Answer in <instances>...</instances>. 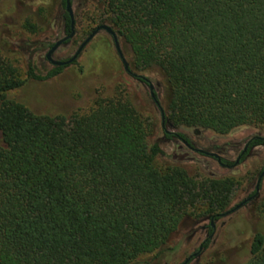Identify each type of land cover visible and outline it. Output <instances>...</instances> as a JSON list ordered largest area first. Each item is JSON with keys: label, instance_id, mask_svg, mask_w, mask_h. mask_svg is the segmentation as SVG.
Masks as SVG:
<instances>
[{"label": "trees", "instance_id": "16d2710c", "mask_svg": "<svg viewBox=\"0 0 264 264\" xmlns=\"http://www.w3.org/2000/svg\"><path fill=\"white\" fill-rule=\"evenodd\" d=\"M91 4L93 31L110 27L130 49L134 72L164 80L163 103L155 92L149 98L165 141L193 147L166 127L223 136L264 125V0ZM20 50L25 78L0 56V264H135L170 250L182 220L201 204L212 219L225 212L231 180L197 181L180 168L155 167L164 156L156 122L141 116L126 89L69 116L35 114L8 99L28 81H48L66 68L38 69L33 58L45 49L37 42ZM258 145L263 138L250 140L242 158ZM243 264H264L263 234L252 237Z\"/></svg>", "mask_w": 264, "mask_h": 264}, {"label": "rangeland", "instance_id": "374dc122", "mask_svg": "<svg viewBox=\"0 0 264 264\" xmlns=\"http://www.w3.org/2000/svg\"><path fill=\"white\" fill-rule=\"evenodd\" d=\"M71 7L75 35L54 53L55 61L72 57L98 24L91 0H71ZM64 13L62 0L0 1V56L12 63L22 78H25L26 55L20 46L26 42L44 45L45 50L34 56V64L44 73L52 68L45 60V54L49 45L66 36ZM119 46L131 74L149 81L157 99L163 103L164 80L155 72H134L130 49L121 43ZM131 74L124 71L112 38L100 31L75 63L60 75L45 82L28 81L22 88L8 93L7 98L21 103L35 114L69 116L78 111L88 113L96 98L111 97L116 89L124 88L141 116L156 122L154 138L160 140L164 151V156L155 162L157 169L180 168L197 181L231 180L233 190L225 212L249 198L255 192L264 167V145L253 147L237 166L229 168L196 150L215 153L221 161L232 165L250 139L264 138V125L240 127L223 136L205 130L195 133L191 129L166 127L167 131L183 133L193 150L177 140L165 141L159 127L160 116L149 98V87ZM206 210L207 205L201 204L193 215L182 220L170 250L157 258L140 257L135 264H183L187 259V264H243L248 261L252 237L257 233L264 235V176L257 196L239 210L214 219L206 214ZM206 240L209 242L203 247ZM195 253L198 254L194 257Z\"/></svg>", "mask_w": 264, "mask_h": 264}, {"label": "water", "instance_id": "95a60500", "mask_svg": "<svg viewBox=\"0 0 264 264\" xmlns=\"http://www.w3.org/2000/svg\"><path fill=\"white\" fill-rule=\"evenodd\" d=\"M65 13L68 15L69 17V20H70V34L57 41L50 49L49 51L46 53V60L50 62V64L54 67H65V66H69L71 65L74 61L77 60V58L79 57V55L81 54V52L84 50V48L90 43V41L100 32V31H104L106 32L111 38H112V41H113V45H114V48H115V51L119 57V59L121 60V63L123 65V68H124V71L127 72L128 74H131L129 68H128V64L127 62L125 61L122 53H121V50H120V46H119V43H118V39L116 37V35L113 33V31L111 30L110 27L108 26H105V25H102L100 27H98L96 30H94L81 44L80 46L78 47V49L76 50V52L73 54V56L66 60V61H55L53 60L52 56L54 54V52L66 41H69L71 40L73 37H74V16H73V11H72V7H71V0H65ZM146 82L148 83V86H149V92H150V95L151 97L153 98L154 100V96H153V87L151 86V84H149V81L146 80ZM156 102V101H154ZM162 120H163V117H162ZM246 149H247V146H245V148L243 149L242 153L240 154V157L246 152ZM199 154H204V155H208L214 159L217 160L218 164H221V161L218 157L217 154L215 153H205L201 150H198L197 151ZM239 157V158H240ZM239 158L236 160L235 162V165L238 163L239 161ZM264 175V169L260 175V178L258 180V183L260 181V179L263 177ZM258 193V184L256 186V194ZM240 206H237L235 209H238ZM226 215V214H225ZM201 251V248L199 249L198 252ZM198 253H195L193 256H197ZM189 261V259H187L184 264H187V262Z\"/></svg>", "mask_w": 264, "mask_h": 264}, {"label": "flooded vegetation", "instance_id": "af4514ba", "mask_svg": "<svg viewBox=\"0 0 264 264\" xmlns=\"http://www.w3.org/2000/svg\"><path fill=\"white\" fill-rule=\"evenodd\" d=\"M74 27H75V21H74ZM65 33H66V32H65ZM68 35H69V34H68ZM68 35H66L65 37H67ZM74 35H75V33H74ZM65 37H64V38H65ZM62 39H63V38H62ZM60 40H61V39H60ZM58 41H59V40H58ZM69 41H70V40H69ZM69 41L64 42L62 45L66 44V43L69 42ZM55 43H56V42H55ZM55 43H54V44H55ZM54 44H52V46H53ZM62 45H61V46H62ZM52 46H51V47H52ZM61 46H60V47H61ZM51 47H50V48H51ZM60 47H59V48H60ZM50 48H47V52L49 51ZM57 50H58V49H57ZM57 50H56V51H57ZM56 51H55V52H56ZM47 52H46V53H47ZM55 52H54V53H55ZM53 55H54V54H53ZM45 56H46V54H45ZM52 58H53V56H52ZM70 58H71V57H70ZM70 58H69V59H70ZM45 60H46V57H45ZM53 60H54V59H53ZM46 61H47V60H46ZM65 61H66V60H65ZM47 62H49V61H47ZM74 62H75V61H74ZM74 62H73L72 64H74ZM49 63H50V62H49ZM72 64H71V65H72ZM51 66H52V65H51ZM69 66H70V65H69ZM52 67H54V66H52ZM65 67H68V66H65ZM126 73H127V72H126ZM132 76H133V75H132ZM141 83H142V82H141ZM145 84L148 86V83H147L146 81H145ZM148 87H149V86H148ZM255 138L262 139V138H259V137H255ZM252 139H254V138H252ZM252 139H250V140H252ZM263 139H264V138H263ZM250 140H249V141L247 142V144L245 145V146H247V149H248V146H249V142H250ZM258 146H259V145H258ZM244 148H245V147H244ZM244 148H243V149H244ZM247 149H246V152H247ZM251 149H252V148H251ZM251 149H250V150H251ZM191 150H193V148H192ZM197 151H198V150H196V152H197ZM242 151H243V150H242ZM203 152H204V151H203ZM246 152H245V153H246ZM197 153H198V152H197ZM205 153H207V152H205ZM241 153H242V152H241ZM241 153H240V154H241ZM245 153H244L241 157H240V155L238 156V158H239V157H240V158H239V161H238V163H237L236 165H235V162H236V161H235L234 164H232V165H230V164H224V163H222V162H221L220 165H221V166H225L226 168H229V167H235V166H237V165L239 164V162H241V161L245 158V157L242 158V157L245 155ZM202 155H204V154H202ZM205 156H208V155H205ZM209 157H210V156H209ZM238 158H237V159H238ZM237 159H236V160H237ZM216 161H217V160H216ZM220 161H221V160H220ZM217 163H218V162H217ZM263 169H264V167H263ZM262 171H263V170H262ZM261 173H262V172H261ZM260 175H261V174H260ZM263 176H264V175H263ZM259 178H260V176H259ZM259 178H258V180H259ZM261 179H262V178H261ZM261 179H260V181H261ZM260 181H259V183H258V181H257V184H258V192H259V184H260ZM257 184H256V186H257ZM257 194H258V193H257ZM257 194H256V187H255V192H254L249 198L245 199L244 201H242L240 204L237 205V206H240L238 209H235V208L237 207V206H235L232 210H230V211H228V212H225L224 214H221L220 216H228L229 214H231V213H233V212L239 210L241 207L245 206V205L248 204L251 200H253V199L257 196ZM225 214H226V215H225ZM211 227H212V225H211ZM211 231H212V230H211ZM183 264H184V263H183Z\"/></svg>", "mask_w": 264, "mask_h": 264}]
</instances>
